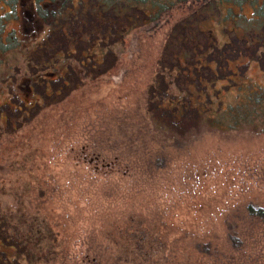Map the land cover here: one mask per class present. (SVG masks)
I'll use <instances>...</instances> for the list:
<instances>
[{"label": "rangeland", "instance_id": "1", "mask_svg": "<svg viewBox=\"0 0 264 264\" xmlns=\"http://www.w3.org/2000/svg\"><path fill=\"white\" fill-rule=\"evenodd\" d=\"M47 2L18 0L12 4L7 0L5 7L0 1L1 17L17 5V13L12 11L3 19L4 34L16 33L23 44L0 66V83L2 73L7 78L28 73V54L45 38L44 15L39 10ZM205 2L192 0L172 10L159 27L133 31L117 49L122 53L108 74L87 80L62 104L45 110L39 119L41 124L0 136V213H21L49 221L57 253L53 264H122L113 237L129 228L127 217L131 213L150 216L164 212L162 221L172 229L169 240L190 235L180 243L189 245L196 242V236L219 232L223 215L244 212L249 203L264 208V135L230 141L202 136L192 149L174 156L166 170L155 174L150 187L142 188L137 186L138 176L115 158V151L109 152L98 142L105 121H134L136 100L159 71L163 70L165 80L176 83L175 78H166L170 69L173 75L178 69L175 55L188 52L197 61L196 46L204 50L210 35L221 47L243 44L235 35L224 34L220 20L226 9L219 10L217 0L207 7ZM234 10L241 12L238 7ZM196 13L202 17L198 24L202 33L192 37L188 26ZM242 14L254 16L250 6ZM243 20L238 25L230 22L228 28L236 29L238 35L251 30ZM173 31L177 33L172 38ZM181 36L190 42L176 44ZM190 61L187 57L181 68ZM235 66H241L238 71H247L244 79H236L239 85L264 86L259 65L242 58ZM216 87L229 89L224 96L227 102L238 96L237 87L227 79L216 82ZM42 181L59 185L53 202L44 205L36 200L42 199ZM246 228L240 251L222 246L219 257L192 258L199 264H264V221L251 220ZM165 229L160 227V231ZM8 253L13 257L16 252Z\"/></svg>", "mask_w": 264, "mask_h": 264}, {"label": "trees", "instance_id": "2", "mask_svg": "<svg viewBox=\"0 0 264 264\" xmlns=\"http://www.w3.org/2000/svg\"><path fill=\"white\" fill-rule=\"evenodd\" d=\"M0 1L8 6L7 0ZM8 1L17 4L18 0ZM191 1L43 0L47 4L39 11L44 15L45 38L28 54V73L19 78L14 74L7 78L2 73L0 136L41 124L39 119L45 110L62 104L82 89L87 80L99 79L114 69L122 53L120 47L133 31L159 27L172 10ZM205 1L206 7L214 3V0ZM217 2L219 10L226 9L220 20L224 34L235 35L243 44L237 42L221 47L210 35L204 50L196 46L200 58L197 61L193 59L194 54L178 53L174 56L176 74L170 69L166 75V78H175V84L165 80L163 70L159 71L136 100L133 122L115 119V123H103L99 144H105L109 152L115 151V158L125 162L138 176L137 186L141 188L150 187L155 174L166 170L174 156L192 149L202 136L230 141L264 135V86L239 85L236 79H244L247 71H238L241 66L233 68L245 58L259 65L264 73V51L260 52L264 49V0ZM246 6L252 8V18L242 14ZM236 7L240 13L234 10ZM14 8L0 16V66L10 53L21 50L23 45L16 33L4 34V18L10 17L12 11L15 15ZM194 16L188 26L192 37L202 33L198 25L202 17L197 13ZM243 18L251 30L238 35L236 29L228 28L230 22L238 25ZM177 38L176 44L190 42L183 36ZM165 51L166 47L164 55ZM187 57L190 63L181 68ZM224 79L238 90V96L228 102L224 96L229 89L216 87V82ZM42 185V199L36 200L40 205L53 202L59 185L47 181H42ZM164 216V212L150 216L139 212L128 215L129 228L113 237L122 264H199L193 255L216 258L221 256L222 246L240 251L244 246L242 236L247 230L246 223L264 221V208L249 203L244 212L236 210L223 215L219 232L212 230L196 236V242L189 245L180 243L190 235L169 240L172 229L162 221ZM160 227H165L166 231H160ZM220 240L223 244H219ZM54 241L52 225L44 218L0 213V264H23V261L25 264H53L57 258ZM8 250L16 252L15 255L10 256Z\"/></svg>", "mask_w": 264, "mask_h": 264}]
</instances>
